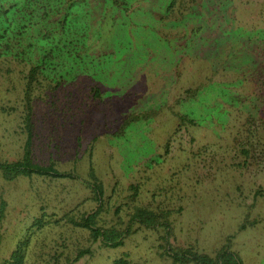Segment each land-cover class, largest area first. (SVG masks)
<instances>
[{"label": "rangeland", "instance_id": "rangeland-1", "mask_svg": "<svg viewBox=\"0 0 264 264\" xmlns=\"http://www.w3.org/2000/svg\"><path fill=\"white\" fill-rule=\"evenodd\" d=\"M171 1L131 0L112 26L100 8L88 54L110 53V34L122 29L130 41L117 75L80 76L35 101L33 158L74 179H0V264L15 251L23 264H172L161 255L162 228L134 225L122 247L107 249L63 219L97 210L90 165L105 193L99 226L122 229L136 207L169 211L170 248L213 257L226 245L243 264H264V153L248 147V115L255 120L254 105H264L263 51L248 36L264 32V0H186L181 17L167 13ZM248 53L258 61L253 74ZM18 82L11 77L1 95L14 100ZM19 110L0 111V162L23 154Z\"/></svg>", "mask_w": 264, "mask_h": 264}, {"label": "trees", "instance_id": "trees-1", "mask_svg": "<svg viewBox=\"0 0 264 264\" xmlns=\"http://www.w3.org/2000/svg\"><path fill=\"white\" fill-rule=\"evenodd\" d=\"M186 0H172L167 8V13L177 8L180 17L187 11ZM97 5L90 4V0H0V111L18 112L22 110V131L26 134L21 158L14 162H0V179L12 183L19 179H74V176L61 173L53 164L40 165L32 154L35 137L34 105L47 91L65 90L70 87L80 76H90L93 81L101 78L111 79L116 74L113 70L114 62L126 53L129 44L128 35L122 34L119 27L108 40L110 53L94 55L90 53L91 39L94 36L93 22L100 17V8L109 9L110 13L101 14L105 22L112 26L116 22L114 13L124 14L128 11L131 0H95ZM99 13V14H98ZM166 13V14H167ZM171 14V13H169ZM101 25V18L97 21ZM259 42L260 46L256 44ZM121 46V47H120ZM248 46H255L263 51L261 67L264 69V32L256 36H248ZM250 49V48H249ZM248 53V71L253 74L258 61L253 60ZM13 67V68H12ZM18 78L19 82L13 90L16 92L14 100L12 94L1 95L3 84H8L10 79ZM101 81V80H100ZM18 87V88H17ZM7 90L5 86V91ZM191 91H189L190 93ZM18 107H7L17 105ZM259 109L254 105L257 116L253 120L248 115V147L256 145L264 153V105ZM9 109V110H8ZM259 109V110H258ZM181 123L186 119L178 116ZM257 123L258 130L254 134L251 124ZM252 138L253 140H250ZM254 149V150H255ZM248 150V157L250 156ZM242 153L247 155L246 151ZM87 185L93 194L97 210L91 214H84L75 219L65 216L73 228L80 229L87 234L86 242L89 244L100 243L104 248L117 249L124 245L128 237L136 232L133 226L138 225L148 230L162 228L164 242L162 256L172 264H243L238 254L228 246H221L215 255L209 256L198 252L193 247L172 249L166 243L170 233L169 211H152L146 208H134L129 224L125 227H103L98 225V217L103 208L104 188L101 181L94 173L92 165L88 168ZM136 192V188H132ZM4 203L0 205V214L4 211ZM2 216H0L1 218ZM56 223V222H54ZM254 227L255 224H249ZM241 230L245 226H241ZM22 254V255H21ZM90 254L89 249L80 250L73 259L78 262L84 255ZM25 254L15 251L10 255L8 264H23ZM115 264H129L119 260Z\"/></svg>", "mask_w": 264, "mask_h": 264}]
</instances>
